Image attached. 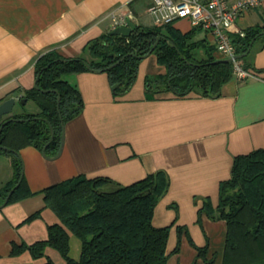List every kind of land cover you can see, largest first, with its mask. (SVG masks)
<instances>
[{
    "label": "crops",
    "instance_id": "0c3cea01",
    "mask_svg": "<svg viewBox=\"0 0 264 264\" xmlns=\"http://www.w3.org/2000/svg\"><path fill=\"white\" fill-rule=\"evenodd\" d=\"M151 2L0 0V103L16 98L13 111L2 120L40 111L34 100L36 105L31 99L23 103L21 97L35 87V62L41 54L56 49L66 57L85 56V46L110 33L122 15L131 14L136 25L151 26L155 24L147 11ZM263 22L264 3L244 11L237 26L244 30ZM174 26L183 32L194 28L189 18ZM195 40L215 46L212 35L201 28ZM214 53L220 56L216 48ZM151 61L140 62L135 83L120 96L114 94L106 72L66 75L78 86L85 107L66 123L59 157L47 158L33 145L20 150L34 194L0 204V264H43L48 257L53 264H66L52 247L40 258L28 250L12 253L13 243L45 240L49 225L61 223L46 206L41 192L45 187L80 174L129 185L157 170H165L170 180L153 215L155 226H170L167 264H223L227 222L201 209L207 197L218 205L220 183L231 177L235 156L264 148V39L254 46L250 76L235 75L216 97L170 91L149 96L147 76L166 71L157 57L153 69ZM13 176L11 157L0 153V187ZM38 211V217L27 220ZM69 235L70 256L79 259L82 242L74 233ZM200 247L207 249L204 256L199 255Z\"/></svg>",
    "mask_w": 264,
    "mask_h": 264
},
{
    "label": "trees",
    "instance_id": "16d2710c",
    "mask_svg": "<svg viewBox=\"0 0 264 264\" xmlns=\"http://www.w3.org/2000/svg\"><path fill=\"white\" fill-rule=\"evenodd\" d=\"M198 30L194 27L183 32L174 23L137 24L128 37L106 33L93 39L85 46V56L66 57L56 49L41 54L35 62L39 88L33 87L21 97L34 100L40 111L8 117L15 120L0 132V145L11 148L0 146V153L11 157L14 168L13 178L0 187V204L19 183L23 170V161L14 151L20 152L29 145L42 150L48 143L46 153L56 155L61 145L62 121L67 123L83 111V96L66 75L106 72L114 94L120 96L135 83L144 56L155 53L166 71L147 76L145 87L149 96L166 91L178 96L191 92L219 96L223 85L235 76L234 63L217 62L225 57L214 53L215 46L195 40ZM244 31V35H232V41L236 54L250 49L239 59L249 70L254 46L264 39V22ZM158 36L161 39L154 48ZM56 90L61 95L59 109ZM51 125L55 136L50 142ZM169 183L168 173L157 170L129 185H119L109 177L89 178L82 174L51 184L41 192L46 206L58 215L61 223L49 225L45 240L13 243L12 253L28 250L33 257L40 258L47 247H52L61 253L66 264H167L170 226H155L153 215ZM107 186L108 190L104 189ZM33 194L24 175L8 202ZM201 211L227 222L223 264H264V148L235 156L231 177L220 183L218 205L214 207L207 197ZM40 214L38 211L27 220ZM69 232L82 242L79 259L70 256ZM198 249L200 256L207 252L206 248ZM43 264H53V260L48 257Z\"/></svg>",
    "mask_w": 264,
    "mask_h": 264
},
{
    "label": "built area",
    "instance_id": "2783aa9c",
    "mask_svg": "<svg viewBox=\"0 0 264 264\" xmlns=\"http://www.w3.org/2000/svg\"><path fill=\"white\" fill-rule=\"evenodd\" d=\"M263 3L264 0H152L147 11L157 24L189 18L194 27H200L212 35L216 50L226 58L236 55L232 35L245 34L237 26L238 17ZM128 17L132 19L131 14ZM128 17L122 15L116 19V23H124ZM233 63L236 77L244 79L250 76L251 73L241 61L234 60Z\"/></svg>",
    "mask_w": 264,
    "mask_h": 264
},
{
    "label": "water",
    "instance_id": "95a60500",
    "mask_svg": "<svg viewBox=\"0 0 264 264\" xmlns=\"http://www.w3.org/2000/svg\"><path fill=\"white\" fill-rule=\"evenodd\" d=\"M136 28V24L128 17L126 18V21L124 23H120L118 25H115V27L111 30V34H119V35H122V36H130L131 33L133 32V30ZM161 39V36H158L157 38V41L155 42L154 44V48L157 46L159 40ZM255 39H253L252 43L254 42ZM250 51V49H249ZM248 51V52H249ZM247 52V53H248ZM247 53H243V54H236L232 57H227V58H223V59H217V62L218 61H227V62H233L234 60L236 59H240L242 57H244L245 55H247ZM149 55V54H148ZM147 55L144 56V58L146 57ZM87 66L90 68V65L86 62ZM38 78H39V75L37 76V79H36V84H35V87L39 88L38 86ZM44 92H47V91H50V90H42ZM56 92L58 93V97H57V103H58V109H59V106H60V102H61V95L59 93V91L56 90ZM22 102H26V99H22ZM16 103V98L15 97H10L8 99H5L4 101H2L0 103V120H2V118L11 113L13 111V108H14V105ZM15 120L14 118H7V119H4L2 120V124L0 126V132L2 131L3 127L11 122ZM17 120H20V121H23L24 119H17ZM51 138H50V142L54 139V136H55V130L53 128V126L51 125ZM65 132H66V123L62 121V137H61V145H60V148H59V151L56 155L54 156H49L47 153H46V149H47V146H48V143L43 147L42 149V153L45 157L47 158H57L60 156L62 150H63V144H64V141H65ZM2 148L6 149V150H11V148H8V147H5V146H2L0 145ZM16 152L20 158H21V155H20V152L19 151H14ZM24 177V166H23V170H22V173H21V176H20V180H19V183H17L12 189H10V191L8 192L7 194V197L6 199L4 200V203L3 204H7L8 201H9V198L10 196L13 194V192L15 191V189L19 186L21 180L23 179Z\"/></svg>",
    "mask_w": 264,
    "mask_h": 264
},
{
    "label": "rangeland",
    "instance_id": "374dc122",
    "mask_svg": "<svg viewBox=\"0 0 264 264\" xmlns=\"http://www.w3.org/2000/svg\"><path fill=\"white\" fill-rule=\"evenodd\" d=\"M145 22H149V19L147 18L146 19V21ZM116 25H118V24H116ZM200 28V27H199ZM202 29V28H201ZM156 57V54L155 53H151L149 56H147L146 58H143L142 60H144V61H146V60H148L149 58H152V61H151V64H150V67H151V69H153V68H155V62H154V58ZM227 58V57H226ZM141 60V61H142ZM236 60H239V59H236ZM26 99V98H25ZM30 104H32V105H36L35 103H34V101H32V100H30ZM108 186H107V188H105L104 187V189H106V190H108ZM74 237H76V236H74Z\"/></svg>",
    "mask_w": 264,
    "mask_h": 264
}]
</instances>
